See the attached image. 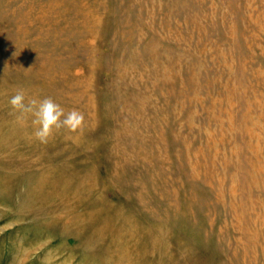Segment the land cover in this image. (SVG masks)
Wrapping results in <instances>:
<instances>
[{
    "label": "rangeland",
    "instance_id": "rangeland-1",
    "mask_svg": "<svg viewBox=\"0 0 264 264\" xmlns=\"http://www.w3.org/2000/svg\"><path fill=\"white\" fill-rule=\"evenodd\" d=\"M0 264H264V0H0Z\"/></svg>",
    "mask_w": 264,
    "mask_h": 264
},
{
    "label": "clouds",
    "instance_id": "clouds-1",
    "mask_svg": "<svg viewBox=\"0 0 264 264\" xmlns=\"http://www.w3.org/2000/svg\"><path fill=\"white\" fill-rule=\"evenodd\" d=\"M9 103L13 113L20 114L19 118L22 119L29 114L33 117L34 136L42 144L48 143L50 137L61 129L75 133L83 126V113L75 109L65 113V110L50 97L41 100L30 99L26 102L24 92L17 91Z\"/></svg>",
    "mask_w": 264,
    "mask_h": 264
}]
</instances>
